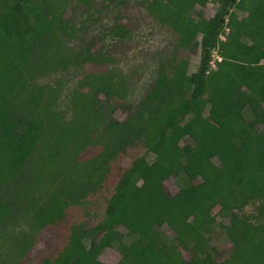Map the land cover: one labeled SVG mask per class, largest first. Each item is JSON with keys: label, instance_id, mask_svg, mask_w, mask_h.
Returning <instances> with one entry per match:
<instances>
[{"label": "trees", "instance_id": "obj_1", "mask_svg": "<svg viewBox=\"0 0 264 264\" xmlns=\"http://www.w3.org/2000/svg\"><path fill=\"white\" fill-rule=\"evenodd\" d=\"M202 1L0 0V238L35 163L57 184L26 210L53 236L33 254L15 235L13 264H264V222L240 214L264 218V0Z\"/></svg>", "mask_w": 264, "mask_h": 264}, {"label": "rangeland", "instance_id": "obj_2", "mask_svg": "<svg viewBox=\"0 0 264 264\" xmlns=\"http://www.w3.org/2000/svg\"><path fill=\"white\" fill-rule=\"evenodd\" d=\"M240 2L244 3V0H240ZM199 7H205L207 10V15H211L213 7H212V4H210L207 0H203L200 3ZM234 14H235V10H232L230 12L229 17L234 16ZM223 36L225 37V35H223ZM107 41H108V39H107ZM146 41L148 44H152V43L157 42V39L156 38L152 39L151 37L150 38L147 37V38H145V40H143V42L146 43ZM212 59H213V61H215V59H217L216 50L212 52ZM199 60H200L199 55H197L191 61L190 72H193L197 69ZM111 66H112V64H111ZM111 70H113L114 75L119 77L124 73L125 65H124V63L114 64V66ZM126 70L128 71V69H126ZM41 80L42 79L39 78V81H41ZM44 81H46V84H50L54 87L60 86V88H61V90L58 91L59 97L56 101L57 102V105H56L57 108L64 107L66 105L67 101H71V99H70L71 96L69 98L66 97V95L69 92V89H67V85L69 82L66 78L62 79V77L57 75V72L49 69L48 75L45 76ZM59 81H61V82H59ZM139 87L140 86H136V88L134 89V92H137L136 93L137 95H140L142 93V91L140 90ZM136 94L134 93L135 96H136ZM209 151H210V156L212 158H215L216 148L214 145H210ZM81 157H82V155H81ZM37 159H38V157L36 154L34 161H36ZM40 164H41V162L37 164V168H36V163H35V166L32 167L31 176H33V177H31L29 179L22 180V182L19 183L20 185L18 186V190L20 193L16 194L15 198L17 199L18 202L23 201L24 204H27L28 206L21 209L18 216L15 218V223L12 225L8 224L7 228L4 230L5 232L1 235V238H0V255H2V258H4V259L7 258L4 261L8 264L15 263L16 259L19 261V263L22 262V260H23V258L20 255L16 254L15 246H11L9 248V246L11 245L12 238L15 235H17V234L20 235L22 232L25 234L30 233L32 236H34L35 240H36V244H37L34 247V251H33L34 252L33 254H35L38 251V249H40L47 241H50V239H51L50 237L53 236V234H54L53 231H44V230L39 231V229H36L34 226L31 225L30 221L28 220V218L26 216V210L30 206H33L35 203V206L37 207L38 205H40L42 203L41 200L37 201V203H36L35 202L36 198L47 197L49 195V192H51V189H53V187L57 186V184H55L54 181L51 180V178H48L50 173H47L44 171V165L43 164L40 165ZM51 184H53V185H51ZM166 186H167L168 190L173 194L178 191V188L176 187L173 179H170L169 181H167ZM259 202H260L259 200H254V201L250 202L243 209V211L240 212V214L245 215L252 222H264V218H258L257 219V217H256L257 206H258ZM188 203L196 206V212L197 213L203 211L206 208V205L203 203L202 194L196 185H193L190 189V192L188 195ZM100 217H97V220H99ZM218 219H219L218 213H214L212 215L211 221L214 222ZM97 220H96V223H97ZM96 223H95V221H93L90 225L91 226L96 225ZM19 240H20V244H25V242H26L24 235L21 236V238H19ZM8 250H10V252H8V254H10V256L6 255V251H8ZM120 257H121V255L119 254V252L116 249L109 248L101 254L100 259L106 263H109V264H116L119 261Z\"/></svg>", "mask_w": 264, "mask_h": 264}, {"label": "built area", "instance_id": "obj_3", "mask_svg": "<svg viewBox=\"0 0 264 264\" xmlns=\"http://www.w3.org/2000/svg\"><path fill=\"white\" fill-rule=\"evenodd\" d=\"M220 37L222 38V39H225V37L223 36V35H220ZM217 59L218 60H220L221 59V57L217 54ZM212 63H214V61H212Z\"/></svg>", "mask_w": 264, "mask_h": 264}, {"label": "clouds", "instance_id": "obj_4", "mask_svg": "<svg viewBox=\"0 0 264 264\" xmlns=\"http://www.w3.org/2000/svg\"><path fill=\"white\" fill-rule=\"evenodd\" d=\"M223 35V34H222Z\"/></svg>", "mask_w": 264, "mask_h": 264}]
</instances>
